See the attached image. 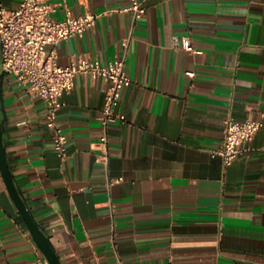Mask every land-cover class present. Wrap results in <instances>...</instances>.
<instances>
[{"label":"crops","instance_id":"crops-1","mask_svg":"<svg viewBox=\"0 0 264 264\" xmlns=\"http://www.w3.org/2000/svg\"><path fill=\"white\" fill-rule=\"evenodd\" d=\"M51 2L100 14L84 37L49 47L64 65L113 61L132 36L128 120L111 125L105 144L106 83L80 76L62 98L65 159L45 101L5 78L10 165L62 264H264V125L233 164L214 155L228 117L264 120V0H146L137 22L131 0ZM64 16L61 6L54 17ZM0 264H51L1 168Z\"/></svg>","mask_w":264,"mask_h":264},{"label":"built area","instance_id":"built-area-1","mask_svg":"<svg viewBox=\"0 0 264 264\" xmlns=\"http://www.w3.org/2000/svg\"><path fill=\"white\" fill-rule=\"evenodd\" d=\"M61 6L65 7V16L57 19L54 13ZM126 10L137 22L147 14L146 0H131ZM99 17L100 14L94 12L76 14L66 3L51 0H21L12 9L0 3V45L5 78H14L27 87L33 98L45 101L47 125L54 134V147L64 159L69 156V136L60 124V112L64 106L62 98L75 88L80 76L89 75L106 83L105 104L100 116L105 144L110 140L111 125L128 120L121 106L125 90L133 83L126 62L132 36L122 43V57L108 63L79 56L64 65L59 61L56 48L49 49L74 36L84 37L97 25ZM182 46L188 51H196L190 37L183 38ZM189 74L194 75V72ZM263 125V119L239 121L228 117L224 123V144L214 150V155L222 156L226 166L233 164L254 141ZM121 179L110 180V183Z\"/></svg>","mask_w":264,"mask_h":264},{"label":"water","instance_id":"water-1","mask_svg":"<svg viewBox=\"0 0 264 264\" xmlns=\"http://www.w3.org/2000/svg\"><path fill=\"white\" fill-rule=\"evenodd\" d=\"M4 82L5 74L2 68L0 45V168L7 182L9 191L18 205L35 240L44 251L51 264H62V260L52 242L51 237L46 233L33 213L10 165L8 147L5 139L6 111L4 106Z\"/></svg>","mask_w":264,"mask_h":264}]
</instances>
